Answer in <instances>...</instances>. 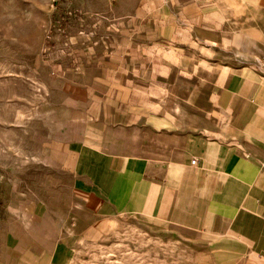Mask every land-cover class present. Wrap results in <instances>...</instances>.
Masks as SVG:
<instances>
[{
	"label": "crops",
	"instance_id": "1",
	"mask_svg": "<svg viewBox=\"0 0 264 264\" xmlns=\"http://www.w3.org/2000/svg\"><path fill=\"white\" fill-rule=\"evenodd\" d=\"M116 3L73 38L69 165L60 179L53 120L43 229L16 264H70L124 216L194 264H264V0Z\"/></svg>",
	"mask_w": 264,
	"mask_h": 264
},
{
	"label": "rangeland",
	"instance_id": "2",
	"mask_svg": "<svg viewBox=\"0 0 264 264\" xmlns=\"http://www.w3.org/2000/svg\"><path fill=\"white\" fill-rule=\"evenodd\" d=\"M116 4L0 0V264H16L21 249L36 240L35 230L43 229V215L34 204L46 191V176L51 177L42 167L51 165L45 155L53 149V120L61 124L60 140L54 143L60 179L70 160L62 123L72 111L60 72L79 64L72 55L83 51L82 43L75 47L87 34L81 23L99 25L105 21L99 11ZM59 184L63 189L64 180ZM95 234L77 242L70 264H194L177 238L130 217L110 223L106 235Z\"/></svg>",
	"mask_w": 264,
	"mask_h": 264
},
{
	"label": "built area",
	"instance_id": "3",
	"mask_svg": "<svg viewBox=\"0 0 264 264\" xmlns=\"http://www.w3.org/2000/svg\"><path fill=\"white\" fill-rule=\"evenodd\" d=\"M192 162H194V161H192Z\"/></svg>",
	"mask_w": 264,
	"mask_h": 264
}]
</instances>
